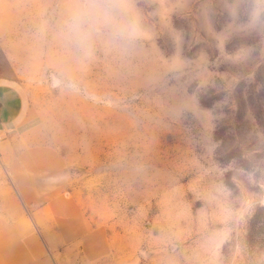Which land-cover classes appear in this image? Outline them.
<instances>
[{"label":"rangeland","instance_id":"obj_1","mask_svg":"<svg viewBox=\"0 0 264 264\" xmlns=\"http://www.w3.org/2000/svg\"><path fill=\"white\" fill-rule=\"evenodd\" d=\"M171 2L122 73L62 56L56 0H0V83L24 103L0 141V226L13 199L30 216L75 199L87 231L55 242L58 264H264V13Z\"/></svg>","mask_w":264,"mask_h":264},{"label":"clouds","instance_id":"obj_2","mask_svg":"<svg viewBox=\"0 0 264 264\" xmlns=\"http://www.w3.org/2000/svg\"><path fill=\"white\" fill-rule=\"evenodd\" d=\"M147 2L56 0L50 11L45 10L44 28L72 65L88 69L103 59L117 71L126 73L152 43L149 36L153 39L154 32L150 17L159 16L162 21L165 10L172 11L176 6L171 0H153L157 7L147 12ZM262 13L264 0H256L251 13L253 24L261 21ZM179 103L190 104V100L181 99Z\"/></svg>","mask_w":264,"mask_h":264},{"label":"crops","instance_id":"obj_3","mask_svg":"<svg viewBox=\"0 0 264 264\" xmlns=\"http://www.w3.org/2000/svg\"><path fill=\"white\" fill-rule=\"evenodd\" d=\"M17 91L15 84L0 83L2 137L24 107ZM3 144L0 146L5 147ZM12 203L16 206L15 214L0 226V264H58L55 242L63 244L65 237H80L87 231V220L71 197L54 195L33 216L20 210L16 200Z\"/></svg>","mask_w":264,"mask_h":264},{"label":"built area","instance_id":"obj_4","mask_svg":"<svg viewBox=\"0 0 264 264\" xmlns=\"http://www.w3.org/2000/svg\"><path fill=\"white\" fill-rule=\"evenodd\" d=\"M2 140V136H0V141Z\"/></svg>","mask_w":264,"mask_h":264}]
</instances>
